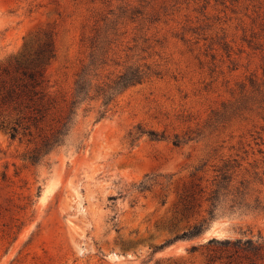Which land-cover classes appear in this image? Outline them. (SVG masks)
Returning <instances> with one entry per match:
<instances>
[{"label":"rangeland","instance_id":"374dc122","mask_svg":"<svg viewBox=\"0 0 264 264\" xmlns=\"http://www.w3.org/2000/svg\"><path fill=\"white\" fill-rule=\"evenodd\" d=\"M106 22L122 57L159 74L100 121L80 118L79 151L71 141L24 165L26 145L0 129V264H264V0H0V82L48 46L47 89L68 98ZM204 217L199 235L174 239ZM237 238L263 246L226 242Z\"/></svg>","mask_w":264,"mask_h":264},{"label":"trees","instance_id":"16d2710c","mask_svg":"<svg viewBox=\"0 0 264 264\" xmlns=\"http://www.w3.org/2000/svg\"><path fill=\"white\" fill-rule=\"evenodd\" d=\"M116 35L114 26H107V22L106 25L94 29V33L86 41V55L75 73L68 98L60 99L47 89V79L40 63L44 59V51H48V46L41 49L33 60L27 62L17 59L13 71L7 70L8 80L0 82V106L6 105L11 111L7 115L0 113V129L26 145L20 156L24 165L41 163L54 150L71 141L70 144L76 151L83 149L87 135L73 137L80 118H86L93 113V123L100 121L113 111L117 98L128 88L159 74L157 67L152 63L133 61V53L127 52L122 57ZM50 56H53V53ZM248 83L251 91L256 90V80L252 76L248 77ZM241 88L240 100L247 96L248 90L246 83H242ZM129 134L133 142L135 137L131 131ZM147 135L150 139L166 138L155 130H148ZM172 142L179 145L182 141L175 135ZM193 174L195 175V172ZM213 180L207 197L210 203V217L220 190L225 188L224 183L231 179L224 168L218 170ZM209 219L202 218L187 230L175 235L174 239L199 235ZM226 242L253 253L263 246L251 238H237ZM161 246L163 244L158 247Z\"/></svg>","mask_w":264,"mask_h":264}]
</instances>
